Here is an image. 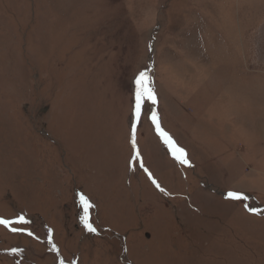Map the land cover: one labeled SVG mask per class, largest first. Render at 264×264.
I'll return each mask as SVG.
<instances>
[{"label":"rangeland","instance_id":"rangeland-1","mask_svg":"<svg viewBox=\"0 0 264 264\" xmlns=\"http://www.w3.org/2000/svg\"><path fill=\"white\" fill-rule=\"evenodd\" d=\"M158 151L172 191L139 181ZM21 216L0 264H264V0H0V218Z\"/></svg>","mask_w":264,"mask_h":264},{"label":"snow or ice","instance_id":"snow-or-ice-1","mask_svg":"<svg viewBox=\"0 0 264 264\" xmlns=\"http://www.w3.org/2000/svg\"><path fill=\"white\" fill-rule=\"evenodd\" d=\"M136 84V103H135V116L137 122H139L140 116H141V111H142V106L145 101L150 102L151 105H155L157 103L156 99V94L155 91L152 87V80L151 77L149 76L147 71H142L139 73L138 77L135 80ZM152 122L156 127L157 132L159 135L164 139V143L169 147V149L172 151L174 158L179 161L181 164H186L190 166V162L187 158V153L184 151V149L176 146L175 141L166 133L162 130L159 120L156 116L155 113L152 114L151 116ZM133 132V147L135 148L136 146V140H135V127L132 129ZM140 153L139 150L137 149L136 151V159L139 160ZM140 167H143L142 161L140 162ZM147 172L148 170L145 169ZM149 178L151 179V173H148ZM153 183L156 184L157 188H160V185L156 183V181L153 179ZM163 191V189H160ZM228 197L234 201H239V200H247L248 197L243 195L242 193L238 192H229ZM80 202L81 206L83 209V223L86 227V229L89 232L95 233L97 230L96 228L90 223V209L93 207V204L83 195L80 196ZM252 212H255V209H249ZM14 223H19V224H27L28 221L24 219V217H19L18 220L16 221H11V220H6L3 218H0V225H3L5 227H9L11 231L16 232L20 231V229L16 227H12ZM28 235H33L31 232L27 233ZM15 251V250H14Z\"/></svg>","mask_w":264,"mask_h":264},{"label":"crops","instance_id":"crops-1","mask_svg":"<svg viewBox=\"0 0 264 264\" xmlns=\"http://www.w3.org/2000/svg\"><path fill=\"white\" fill-rule=\"evenodd\" d=\"M157 154V153H156ZM158 156H159V162H157L155 159H153L155 162H157L158 163V168L160 169V171H153V168H151L149 165H147V163H146V161H147V158L145 157V162H144V160H143V164H145L146 163V166L150 169V170H148V171H150L151 172V174H152V176L163 186V187H165L166 189H168V190H170V191H172L173 189H172V186H171V180H169V178L168 177H165L164 178V176H167V175H170L171 173V171H165L164 169H166V170H169V169H171L172 168V166L170 165V163H169V161L171 162V160L168 158H166V157H163L161 154H160V152L158 151ZM160 157L164 160V163H167V167L165 166V164L164 165H161L160 164ZM154 158V157H153ZM157 159V158H156ZM169 160V161H168ZM172 163V162H171ZM163 166H164V168H163ZM145 167V166H144ZM142 169H144V168H142ZM152 170V171H151ZM199 175V174H198ZM200 176V175H199ZM187 177V176H186ZM192 177V176H191ZM145 180V181H147V182H149L150 183V180H149V178L147 177V174H143V176H142V178H140L139 179V181L140 182H142V180ZM182 179V178H181ZM187 179L189 180V182H190V177H189V174H188V177H187ZM186 179V180H187ZM183 182H184V189H185V183L187 182V181H184L183 180ZM151 184V183H150Z\"/></svg>","mask_w":264,"mask_h":264},{"label":"trees","instance_id":"trees-1","mask_svg":"<svg viewBox=\"0 0 264 264\" xmlns=\"http://www.w3.org/2000/svg\"><path fill=\"white\" fill-rule=\"evenodd\" d=\"M149 172H150V171H147V172H146L148 178H149V175H148ZM150 173H151V172H150ZM151 177H152L151 179H154V180L156 181V183H158V184L160 185V183L157 182V180L152 176V174H151ZM149 179H150V178H149ZM153 185H154V187L159 191V188L156 187V184L153 183ZM162 187H163V186H162ZM204 187H205V185H204ZM163 188H164L165 190H167L165 187H163ZM206 188H207V187H205V189H206ZM187 194H188V193H187ZM187 194H186V195H187ZM230 200H232V199H230ZM135 203H136V202H135ZM30 222H33V221L30 220ZM128 233H130V231H129ZM128 233L125 234V236L128 235ZM125 239H126V238H125Z\"/></svg>","mask_w":264,"mask_h":264}]
</instances>
